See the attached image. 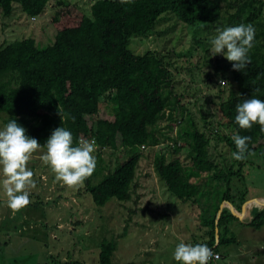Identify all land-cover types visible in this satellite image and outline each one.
I'll use <instances>...</instances> for the list:
<instances>
[{
	"label": "trees",
	"instance_id": "1",
	"mask_svg": "<svg viewBox=\"0 0 264 264\" xmlns=\"http://www.w3.org/2000/svg\"><path fill=\"white\" fill-rule=\"evenodd\" d=\"M49 1L0 0V12L9 17L17 5L27 17L36 18L45 13ZM90 13L88 17L75 4L58 3L51 18L55 30L51 45L40 48L34 38H23L0 47L3 125L15 119L26 135L42 147L61 126L73 134L74 145L81 139H94L96 168L82 189L96 207H103L112 199L130 201L138 164L141 158L149 159L166 190L177 200L195 204L199 197L203 198L202 224L207 228L208 239L201 244L217 253L221 245L236 243L234 237H227L229 225L236 219L230 210L224 208L218 219L217 241L215 219L222 202L230 203L239 212L245 204L237 194L231 195L230 187L234 177L240 176L244 160L232 158L226 170L218 169L208 155L209 137L189 115L178 137L185 138V143L174 139L167 146L171 150L168 155L162 150L154 153L162 140H171L155 125L167 114L171 131L182 121L185 108L176 93L168 58L151 50L135 53L129 44L133 37L150 36L164 14L188 26L217 22L225 28L253 25L256 34L249 52L251 63L242 71H234L228 61L236 90L225 96L220 91L215 104L221 125L230 129L233 136L251 138L248 156L264 143V131L258 124L250 130L240 129L235 123L236 106L249 98L264 100V0H133L126 4L120 0H96ZM102 103L113 106V120L99 118ZM57 109L67 118L61 120ZM174 113L182 118H174ZM214 134L232 156L236 151L232 137L221 135L218 130ZM119 150L123 153L122 162L111 169L102 154ZM43 152L46 148L40 153ZM182 154L188 164L181 159ZM203 181L209 183L205 185L207 189L202 188ZM215 183L222 189L218 190V185L209 189ZM250 214L252 219L247 226L264 227V209L253 208ZM115 250V242L103 240L98 264H112Z\"/></svg>",
	"mask_w": 264,
	"mask_h": 264
},
{
	"label": "rangeland",
	"instance_id": "2",
	"mask_svg": "<svg viewBox=\"0 0 264 264\" xmlns=\"http://www.w3.org/2000/svg\"><path fill=\"white\" fill-rule=\"evenodd\" d=\"M95 1L50 0L45 13L34 21L14 5L11 16L4 17L0 12V47L34 38L38 47L45 48L54 41L51 18L58 3L75 4L91 17L90 7ZM161 17L150 36L133 37L129 44L135 53L151 50L168 58L176 93L185 108L182 121L171 131L167 114L155 125L171 140H162L154 153L162 150L168 155L171 150L167 146L174 139L185 143V138L178 137L189 115L210 139L209 158L218 169L226 170L232 156L226 144L215 140L214 133L218 130L221 135L231 137L233 133L220 124L215 104L220 91L225 96L228 91H235L236 86L228 61L224 55L213 56L211 45L216 29L225 27L221 22L188 26L171 15ZM219 80H224L225 85ZM98 116L113 120V106L102 103ZM173 117L182 118L178 113ZM3 127L0 120V129ZM256 147L244 160L240 176L234 177L230 185L231 195L237 194L248 205L243 222L236 218L229 225L227 237H234L236 243L221 245L217 252L220 259L209 264L264 263V227L244 225L250 218L252 205L256 209L262 206V200H253L264 199V143ZM40 155L34 154L28 164L36 181V188L30 192L32 203L19 212L14 213L7 206L0 172V264H98L103 240L116 244L112 264H181L173 255L178 244H201L208 239L207 228L202 224L203 198L199 197L195 204L177 200L166 190L147 158H141L138 164L130 201L112 199L103 207H96L82 188L74 190L58 182L51 168L39 159ZM102 155L111 169L123 159L120 150ZM181 159L189 163L183 154ZM207 184L203 181L202 188ZM215 185L218 184L209 185V189ZM221 189L222 185H218V190Z\"/></svg>",
	"mask_w": 264,
	"mask_h": 264
},
{
	"label": "clouds",
	"instance_id": "3",
	"mask_svg": "<svg viewBox=\"0 0 264 264\" xmlns=\"http://www.w3.org/2000/svg\"><path fill=\"white\" fill-rule=\"evenodd\" d=\"M133 0H120L131 3ZM217 35L211 40L212 52L224 55L232 64V70L242 71L251 63L249 52L253 47L256 30L251 24L217 28ZM226 50V52H225ZM225 84L221 81V85ZM58 111V109H57ZM62 111V110H61ZM235 123L242 130H250L258 124L264 131V100L249 98L236 106ZM58 114L62 119L61 112ZM73 121L75 117L71 118ZM236 151L232 158L243 161L247 158L248 136L238 134L232 137ZM39 159L45 162L55 174V179L70 189L78 190L85 186L96 168L97 150L95 140L81 139L74 145L73 134L64 127L56 128L42 147L35 138L26 135V130L15 119L0 129V172L2 185L7 197V206L15 213L29 206L30 192L36 188L34 173L28 167L34 154L43 151ZM174 260L181 264H209L214 253L206 244H186L181 242L174 250Z\"/></svg>",
	"mask_w": 264,
	"mask_h": 264
},
{
	"label": "water",
	"instance_id": "4",
	"mask_svg": "<svg viewBox=\"0 0 264 264\" xmlns=\"http://www.w3.org/2000/svg\"><path fill=\"white\" fill-rule=\"evenodd\" d=\"M260 200H262V206H260V207H258V208H260V209H264V199H255V200H253V201H260ZM252 201V202H253ZM247 204L245 203L243 206H242V209H241V212H238L230 203H228V202H222L221 204H220V206H219V209H218V211H217V214H216V219H215V234H214V236H215V239H216V241L218 240V238H219V236H218V234H219V229H218V219H219V217H220V215H221V213H222V210L224 209V208H228L229 210H230V212H231V214L234 216V217H236L237 219H239L240 221H242L243 222V218H244V216H245V213H246V211H247ZM250 212H251V210H250Z\"/></svg>",
	"mask_w": 264,
	"mask_h": 264
},
{
	"label": "built area",
	"instance_id": "5",
	"mask_svg": "<svg viewBox=\"0 0 264 264\" xmlns=\"http://www.w3.org/2000/svg\"><path fill=\"white\" fill-rule=\"evenodd\" d=\"M35 20V18H31V21H34ZM220 83H221V81H220ZM143 148V147H142ZM157 148V147H156ZM214 253V256H213V258L209 261V263H212V262H214L215 260H219L220 259V256L217 254V253H215V252H213Z\"/></svg>",
	"mask_w": 264,
	"mask_h": 264
},
{
	"label": "crops",
	"instance_id": "6",
	"mask_svg": "<svg viewBox=\"0 0 264 264\" xmlns=\"http://www.w3.org/2000/svg\"><path fill=\"white\" fill-rule=\"evenodd\" d=\"M258 209H260V208H258ZM249 213H250V212H249ZM251 218H252V216H251V214H250V218H249V219L251 220ZM249 219H248L246 222L244 221V224H245V225H247V223L249 222ZM263 264H264V263H263Z\"/></svg>",
	"mask_w": 264,
	"mask_h": 264
},
{
	"label": "bare ground",
	"instance_id": "7",
	"mask_svg": "<svg viewBox=\"0 0 264 264\" xmlns=\"http://www.w3.org/2000/svg\"><path fill=\"white\" fill-rule=\"evenodd\" d=\"M261 205V204H260ZM254 207H256L255 206V204L254 205H252V207H251V209L250 210H252ZM250 210H249V212H250ZM249 217H250V213H249ZM244 219V218H243Z\"/></svg>",
	"mask_w": 264,
	"mask_h": 264
}]
</instances>
